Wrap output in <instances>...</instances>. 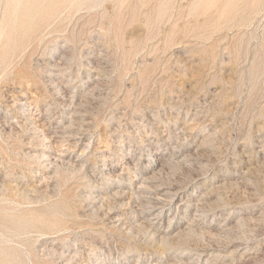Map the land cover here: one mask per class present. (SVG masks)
Instances as JSON below:
<instances>
[{"label":"rangeland","instance_id":"obj_1","mask_svg":"<svg viewBox=\"0 0 264 264\" xmlns=\"http://www.w3.org/2000/svg\"><path fill=\"white\" fill-rule=\"evenodd\" d=\"M165 1L72 8L0 74V264H264V7Z\"/></svg>","mask_w":264,"mask_h":264},{"label":"bare ground","instance_id":"obj_2","mask_svg":"<svg viewBox=\"0 0 264 264\" xmlns=\"http://www.w3.org/2000/svg\"><path fill=\"white\" fill-rule=\"evenodd\" d=\"M143 1V0H142ZM159 1V0H158ZM217 0H198L197 3L194 5L193 10L198 9L201 3H205L207 5L215 4ZM100 2V0H0V74L6 73L9 71L11 65L15 61V59L20 56V54L27 48L31 43L32 40H35V38H40L43 36L44 32H52L59 30L60 24H55L57 20L60 18L61 15H63L65 12L70 11L72 8L81 7L84 5H97ZM159 4V3H158ZM157 4V5H158ZM170 5V0H166L162 3L160 10H159V16H162L166 13ZM260 7H264V0H229L227 6H226V12L225 16H231L235 18L240 14L241 12H246L248 10H257ZM111 12V11H110ZM66 14V13H65ZM257 14V13H256ZM251 15V14H250ZM258 15V14H257ZM254 16V15H253ZM251 16L250 18H252ZM120 17V16H119ZM248 17V16H246ZM257 17V16H256ZM117 22V20H116ZM248 22V21H247ZM68 37V36H67ZM70 39V38H69ZM73 41V40H71ZM49 50V49H48ZM47 57V56H45ZM49 57V56H48ZM47 59V58H46ZM55 62V61H53ZM49 63V62H48ZM41 64V62H40ZM47 63L43 64L44 70H48V72H52V69H55V66H50V64ZM39 65V64H38ZM57 66V65H56ZM59 66V65H58ZM13 67V66H12ZM11 67V68H12ZM57 69L60 67H56ZM56 69V70H57ZM58 71V70H57ZM62 71V70H61ZM50 79L46 82H49L54 78V73L49 75ZM53 76V78H52ZM18 77V76H17ZM64 77V76H63ZM57 79V78H56ZM53 81V80H52ZM55 83V82H54ZM46 84V83H45ZM53 86V85H52ZM63 86V85H62ZM57 87V86H56ZM60 87V86H59ZM66 87V85H65ZM64 87V88H65ZM48 88V87H47ZM57 89V88H56ZM60 90V89H59ZM51 91V90H50ZM61 92L58 91L57 94ZM51 94V93H50ZM55 94V93H54ZM61 94V93H59ZM53 96V94H52ZM12 97V96H11ZM14 100V99H13ZM76 100V99H75ZM70 103V102H69ZM64 109H69V105H66ZM62 106V105H61ZM59 106V107H61ZM63 107V106H62ZM20 112V111H19ZM73 113V112H72ZM25 114V113H24ZM25 116V115H24ZM75 116V115H74ZM78 116V115H77ZM81 116V115H80ZM28 117V116H27ZM26 117V118H27ZM28 120V119H27ZM4 122V121H3ZM5 121L4 123H6ZM24 123V122H23ZM7 124V123H6ZM83 124H85L83 122ZM80 125V124H79ZM6 126V125H5ZM66 127V125H65ZM73 128V127H72ZM15 129V128H14ZM21 129V128H20ZM68 129V128H67ZM78 129V128H77ZM64 130V129H63ZM66 130V129H65ZM10 131V130H9ZM25 131V129H24ZM38 131V130H37ZM42 131V130H41ZM80 131V130H79ZM5 132V131H4ZM13 132V131H12ZM61 132V131H59ZM70 132V131H69ZM81 132V131H80ZM15 133V132H14ZM24 133V132H23ZM82 133V132H81ZM29 134V133H28ZM22 135V134H21ZM25 135V134H24ZM56 135V134H55ZM67 135V134H66ZM76 135V134H75ZM13 136V135H12ZM71 136V135H70ZM82 137V136H81ZM80 137V138H81ZM18 138V136H17ZM45 138V137H44ZM73 138V137H72ZM79 138V136H78ZM86 138V137H85ZM55 139V138H54ZM45 140V139H44ZM78 140V139H77ZM76 140V141H77ZM26 143V142H25ZM79 143V142H78ZM30 145V144H29ZM27 155V154H26ZM43 154V159L46 158V162H50L51 165L54 164L53 158H51V155H45ZM40 157V158H41ZM79 159V158H78ZM35 160V159H34ZM40 160V159H39ZM59 161V160H58ZM36 162V161H35ZM34 162V163H35ZM81 162V161H80ZM60 163V162H59ZM57 164V163H56ZM75 165V164H74ZM77 165V164H76ZM49 165H45V169ZM56 166V165H55ZM54 167V166H53ZM59 167V166H58ZM80 168V167H79ZM48 169V168H47ZM52 170V169H50ZM95 170V169H94ZM47 171V170H46ZM49 171V169H48ZM67 171V170H66ZM100 174L105 173V177L110 179L113 177L112 173L107 172L106 165L100 164L99 168ZM54 172V171H53ZM52 172V173H53ZM65 172V171H64ZM56 174V173H55ZM51 177V176H49ZM104 177V178H105ZM150 178V176L148 177ZM145 181V180H144ZM151 181V180H150ZM149 182V179H146V181L140 186L138 189L139 191L137 194L140 195V197L143 196V194L146 193V191L150 188V186H146V184ZM7 184V183H6ZM11 184V183H10ZM15 187V186H14ZM17 189V187H16ZM23 189V188H22ZM17 192V191H16ZM21 193V192H20ZM37 193V192H36ZM40 193V192H39ZM126 192H115V196L122 198L125 196ZM163 193V194H162ZM26 196V195H25ZM114 196V194H113ZM114 196V197H115ZM165 196H173L175 199L179 201L180 192L178 188H168L163 189L158 187L155 196L153 197V203L155 204L156 209H161L160 204L161 200ZM15 197V196H14ZM31 197V196H30ZM16 198V197H15ZM28 198V197H27ZM26 198V199H27ZM24 199V198H23ZM28 200V199H27ZM30 201V200H29ZM22 206V205H21ZM155 210V209H154ZM162 211V210H161ZM95 214V213H94ZM93 214V215H94ZM203 214V213H202ZM199 217V216H198ZM120 218V217H119ZM122 218V217H121ZM115 221H120V219L116 218ZM148 220V219H147ZM114 221V222H115ZM146 221V220H145ZM142 224V223H141ZM138 225V224H137ZM148 231L151 233V237H155L157 241L161 244V246L167 244V245H175V242L173 243L170 241V239L165 236L166 233L157 236V234L154 232V230H157V227H155V223H149L147 225ZM140 230V229H139ZM186 230V229H185ZM65 232V231H64ZM196 232V231H195ZM24 236V235H23ZM202 236V235H201ZM189 237V236H188ZM203 237V236H202ZM175 238V237H174ZM172 239V238H171ZM155 240V239H154ZM177 240V239H176ZM189 240V239H188ZM202 240V239H200ZM168 241L170 243L168 244ZM181 241V240H180ZM192 241V240H191ZM199 241V240H198ZM155 242V241H154ZM156 242V243H158ZM178 245H183L182 250L191 249V247L187 244L188 241L179 242ZM194 242V241H193ZM159 245V244H157ZM177 245V244H176ZM187 245V246H186ZM165 247V246H164ZM179 247V246H178ZM205 248V247H204ZM58 249V248H57ZM196 250V249H194ZM49 251L51 252H57V250L52 246L49 248ZM62 253V252H61ZM204 252L196 251V254L200 257H202ZM59 254V253H58ZM63 259V258H62ZM66 261V260H65ZM68 262V261H67ZM71 264V263H70ZM90 264H95V261L90 262Z\"/></svg>","mask_w":264,"mask_h":264}]
</instances>
